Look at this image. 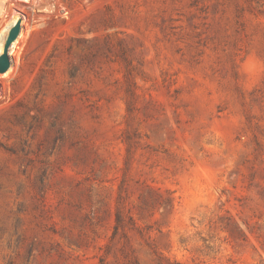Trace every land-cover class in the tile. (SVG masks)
Masks as SVG:
<instances>
[{
  "label": "rangeland",
  "instance_id": "1",
  "mask_svg": "<svg viewBox=\"0 0 264 264\" xmlns=\"http://www.w3.org/2000/svg\"><path fill=\"white\" fill-rule=\"evenodd\" d=\"M12 14L0 264H264V0Z\"/></svg>",
  "mask_w": 264,
  "mask_h": 264
},
{
  "label": "water",
  "instance_id": "2",
  "mask_svg": "<svg viewBox=\"0 0 264 264\" xmlns=\"http://www.w3.org/2000/svg\"><path fill=\"white\" fill-rule=\"evenodd\" d=\"M20 31V21H17L8 31L3 53L0 55V73H4L9 68V56H8V50L11 46V44L16 40V38L19 35Z\"/></svg>",
  "mask_w": 264,
  "mask_h": 264
},
{
  "label": "bare ground",
  "instance_id": "3",
  "mask_svg": "<svg viewBox=\"0 0 264 264\" xmlns=\"http://www.w3.org/2000/svg\"><path fill=\"white\" fill-rule=\"evenodd\" d=\"M4 3H5V0H0V11L1 10L3 11ZM17 20H18V17L16 15H13V14H12V16H9L7 18V20H5L6 21L5 25L0 31V55L3 53L4 44H5V40H6L8 31L17 22ZM15 45H16V42L11 44V46L8 50V54H10L13 51V49L15 48Z\"/></svg>",
  "mask_w": 264,
  "mask_h": 264
}]
</instances>
